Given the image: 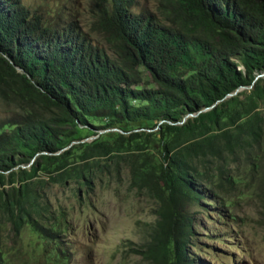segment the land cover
<instances>
[{"label":"trees","instance_id":"obj_1","mask_svg":"<svg viewBox=\"0 0 264 264\" xmlns=\"http://www.w3.org/2000/svg\"><path fill=\"white\" fill-rule=\"evenodd\" d=\"M134 3L104 0L105 50L74 27L44 26L19 0H0V90L10 89L29 108L49 112L12 123L7 132L3 128L9 123H0V186H10V204L22 210L17 193L40 163L59 160L57 153L90 119L107 121L96 129L128 132L115 134L120 147L148 138L139 130L160 123L164 152L157 179L169 200L145 259L195 264L187 251L192 228L185 206L200 197L189 180L188 157L202 153L214 137L226 146L237 143L225 127L243 117L250 121L251 105L264 101V0H176L192 16L188 23L135 13ZM140 69L151 78V87L144 86ZM240 88H249L247 105L239 100ZM190 114L195 117L178 125ZM197 137L201 140L194 141ZM102 141L87 146L107 155L111 149ZM8 212L19 231L23 215Z\"/></svg>","mask_w":264,"mask_h":264},{"label":"rangeland","instance_id":"obj_2","mask_svg":"<svg viewBox=\"0 0 264 264\" xmlns=\"http://www.w3.org/2000/svg\"><path fill=\"white\" fill-rule=\"evenodd\" d=\"M19 1L44 26L74 27L93 44L108 49L101 29L104 0ZM131 10L154 13L165 23L193 20L176 0H135ZM140 70L144 86L151 87V78ZM248 91L238 90L245 105ZM251 107L250 121L243 117L224 129L231 139L238 138L237 143L226 146L214 137L202 153L188 157L189 180L200 197L185 206L192 228L187 251L195 264H264V101ZM39 113L49 112L29 108L10 89L0 90V123H9L4 132L13 128L12 123ZM194 117L187 115L178 125ZM250 122L249 129L236 127ZM106 123L90 119L57 153L55 164H39L35 176L16 195L22 210L10 204V186H0V264H154L145 256L153 248L160 213L169 200L166 186L157 179L164 152L160 123L139 130L149 133L148 138L123 147L115 134L129 133L96 129ZM98 138L109 146V154L88 148ZM60 165L64 168L55 171ZM8 210L23 215L17 232Z\"/></svg>","mask_w":264,"mask_h":264},{"label":"water","instance_id":"obj_3","mask_svg":"<svg viewBox=\"0 0 264 264\" xmlns=\"http://www.w3.org/2000/svg\"><path fill=\"white\" fill-rule=\"evenodd\" d=\"M264 75V74H263Z\"/></svg>","mask_w":264,"mask_h":264}]
</instances>
